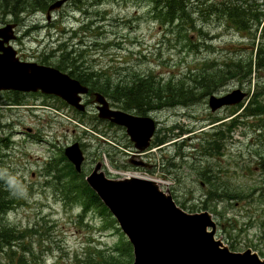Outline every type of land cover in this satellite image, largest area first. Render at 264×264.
<instances>
[{
    "label": "rangeland",
    "instance_id": "1",
    "mask_svg": "<svg viewBox=\"0 0 264 264\" xmlns=\"http://www.w3.org/2000/svg\"><path fill=\"white\" fill-rule=\"evenodd\" d=\"M79 5L77 9L75 2L66 3L49 18L39 9L21 12L16 29L20 40L15 43L20 56L55 65L62 48H74L78 62L87 72H96L101 81L121 83L151 75L163 87L169 80L183 82L197 97L150 115L158 120L157 142L149 151L150 162L156 166L146 168L128 162L131 150L119 145L127 140L130 143L125 131L101 127L92 104L78 117L64 108L55 111L59 105L56 100L0 93V138L10 130H35V138L15 134L13 146L0 148L7 155L0 159V167L18 182L14 190L7 189L17 201L2 221L17 231H32L26 233L24 241L32 246L26 252L28 260L33 254L42 264H71L76 256L84 257L97 249L109 253L127 241L112 216L96 208L81 213V203L70 198L74 189L70 175L84 180L98 161L109 178L125 174L160 182L187 212H209L217 224L216 238L230 250L249 248L264 258V113L252 107L244 110L254 104L264 109V93L254 97L264 85V74L252 71L248 78L225 76L218 86L210 82L208 93H204L206 87L193 81L202 72L223 70L231 60L248 58L253 54L251 44L261 40L259 30L252 40L253 32L246 35L218 21L197 19L195 28L185 32L159 19L151 0H85ZM7 22H12V16L0 14V26ZM82 25L78 38L72 41L70 31L75 36L74 30ZM251 30L255 32L254 27ZM238 88L248 94L241 107L210 111L207 102L211 94ZM12 98L19 99V104L11 102ZM97 135H105V141ZM75 141L85 156L82 172L66 173V182L45 176L47 162L60 160L63 149ZM4 258L0 254L1 262H6Z\"/></svg>",
    "mask_w": 264,
    "mask_h": 264
},
{
    "label": "water",
    "instance_id": "2",
    "mask_svg": "<svg viewBox=\"0 0 264 264\" xmlns=\"http://www.w3.org/2000/svg\"><path fill=\"white\" fill-rule=\"evenodd\" d=\"M65 1L53 2L48 10L59 8ZM15 25L8 23L0 27V91L40 90L83 110L79 94L87 92V88L78 80L54 67L19 61L16 51L8 44L14 37ZM245 96V92L235 89L223 96L211 95L208 104L211 111H216L239 103ZM95 97L100 104L98 116L124 126L135 148L145 150L155 131L154 120L113 110L103 95L95 93ZM64 153L80 171L84 156L79 144L67 146ZM100 168L98 162L86 181L129 238L132 264H264V259L251 249L233 252L216 239V223L209 212H186L151 179L139 176L111 179Z\"/></svg>",
    "mask_w": 264,
    "mask_h": 264
},
{
    "label": "trees",
    "instance_id": "3",
    "mask_svg": "<svg viewBox=\"0 0 264 264\" xmlns=\"http://www.w3.org/2000/svg\"><path fill=\"white\" fill-rule=\"evenodd\" d=\"M52 1L54 0H0V14L12 16V19L17 21L21 12L30 8L33 10H46ZM94 1L98 2L101 0ZM151 2L155 15L159 19L167 23H174L178 29L181 27V30L185 32H187L189 27L195 28L194 25H197V19L201 21H218V23L225 25L228 29L239 33L245 32L247 33L246 35H250L253 32L252 40H255L256 33L259 30L261 40L255 46L254 43L251 44V53L253 54L248 58L231 60L223 70L217 69L214 72H202L198 74L197 78L193 79L196 86L199 83L200 87H206L205 91H207L204 93L210 92V82H214L213 86H218L225 76L226 78H237L240 76L248 78L251 76L252 71H261L264 74V0H151ZM253 27L255 32L251 30ZM188 41L191 42L189 38ZM76 52L77 49L74 48L70 50H67V47L62 48L60 50L61 56L56 66L61 68V59L68 60L70 63L69 75L83 84H88L94 90L106 95H108V92L125 109L134 108L145 112L147 106L153 107L156 102H163L165 106L171 107L177 104H188L192 99L196 100L197 95L193 94V90L184 87L183 82L179 81L169 80L163 89L157 85L154 79H148L144 75L129 80L124 79L121 83L111 82L109 79L101 81L96 72H87L82 68V64L78 62ZM87 76L97 78L87 80ZM259 93H264V85L257 89L254 97L259 95ZM254 105L246 106L244 108L245 112L252 107L253 111L260 114L264 113V109L261 110ZM61 160L64 162H60ZM69 166L71 165L67 163L62 155L60 160L48 164L47 173L61 172L59 176L55 175L54 178L58 179V181L66 182L65 176L68 175L66 173L77 175L72 167L70 169L72 173L68 170H63V168ZM70 177V186L74 188L70 190V198L81 203L83 213L96 208L99 209L101 214L111 217L107 208L84 180L77 181L73 179L72 175ZM7 188L8 185L5 180L0 179V216L12 208L16 200V197L10 194ZM213 194L216 195V192H213ZM208 195L209 197L212 196V191ZM235 197L238 198L239 196L236 194ZM112 221L116 222L114 218H112ZM27 232L32 231H17L0 219V254H3L5 256L4 260H6V262H1L2 260H0V264H30L32 262L42 264V260L38 258L35 260L33 254H30L32 256L29 260L27 258L26 252L32 248L31 243L24 242ZM16 252L20 254L16 256ZM132 260L131 245L128 241H124L117 244L113 251L109 253L97 249L88 255L86 253L84 257L76 256L71 264H131Z\"/></svg>",
    "mask_w": 264,
    "mask_h": 264
},
{
    "label": "flooded vegetation",
    "instance_id": "4",
    "mask_svg": "<svg viewBox=\"0 0 264 264\" xmlns=\"http://www.w3.org/2000/svg\"><path fill=\"white\" fill-rule=\"evenodd\" d=\"M70 3V2H69ZM20 40V38L18 37V35L16 34V37L11 41V43H12V45L15 47V43L16 42H18ZM17 54H18V57L21 59V60H25L23 57H21L20 56V54H19V51L17 50ZM41 61H39L38 63H40ZM49 65H51V64H49ZM60 69H63V70H69L70 69V67L68 66V67H63V66H61V68ZM83 69L86 71L87 70V68H84L83 67ZM94 78H97V77H92V76H87L86 77V79L87 80H91V79H94ZM103 78V77H102ZM99 79H101V78H99ZM83 84V83H82ZM86 85V84H85ZM88 86V85H87ZM88 88H89V90H88V92L87 93H85V94H83L82 96H81V101H82V103L85 105V108H86V110L84 111V113H87L88 112V109H90L91 107H90V105L92 104L93 106H94V109L96 110V108H97V104L95 103V101H94V95H93V93L95 92L94 90H91L90 88H92V87H90V86H88ZM156 93H158V92H156ZM16 95H18V96H42V94H41V92H35V93H33V92H20V93H16ZM44 96V95H43ZM45 96H47V97H44V98H48V99H50L51 98V95H45ZM105 98L107 99V102L109 103V107H111V108H113V109H118V110H123V111H125V112H127V113H129V114H133V115H139V116H145V115H151V114H158V113H160L164 108H165V105H164V103L163 102H156L154 105H156V106H154V107H149V106H147L146 107V109H145V112H142V111H139V110H137V109H134V108H130V109H128V108H126V109H123V107H122V104L121 103H119V102H117V101H113L111 98H109L107 95L105 96ZM17 100V99H16ZM60 101V107L61 108H64L66 111H68V112H72V113H76L75 112V109L72 107V106H69V105H67L64 101H61V100H59ZM19 102H20V100L18 99V101H17V103H16V101H15V104H19ZM159 104H160V106H159ZM22 106V105H21ZM30 106H32V105H30ZM162 106V107H161ZM153 109V110H152ZM151 117H153V119L155 120V124H156V126H158V120L156 119V117L155 116H151ZM96 121H97V119H96ZM98 123H99V125L101 124V127H105L107 130L108 129H112V128H118V130H120V131H125V128L124 127H121V126H119V125H115V124H113V123H111V122H109V121H106V120H100V119H98ZM27 129V131L25 132L26 134H28V135H30V136H33V138H34V136H35V130H32V128H29V127H27L26 128ZM105 129V130H106ZM29 131V132H28ZM30 131H32L31 133H30ZM21 134H23L24 132H20ZM114 136H117V135H114ZM155 136H156V133H155ZM154 138V137H153ZM154 140H156L155 138H154ZM114 141H116L117 143H120L118 140H117V137H114ZM99 143V142H98ZM152 143V140H151V142H150V144ZM100 145H101V143H99ZM119 145H123L125 148H127V149H130L131 150V152H130V156H128L129 158H128V162H132L133 160L132 159H134V161H140V160H142L143 162H144V159H146L145 160V164H146V167H149V168H152V167H155L156 166V164H151V162H150V156L149 155H151L150 153H149V151L150 150H147V151H145L144 153H142V154H140V155H136V151H135V149H134V145L132 144V143H129V141L127 140L126 141V143L125 142H121V144H119ZM118 147V146H117ZM123 147V148H124ZM124 148V149H125ZM127 153V152H126ZM144 155V156H143ZM132 158V159H131ZM136 159V160H135Z\"/></svg>",
    "mask_w": 264,
    "mask_h": 264
},
{
    "label": "clouds",
    "instance_id": "5",
    "mask_svg": "<svg viewBox=\"0 0 264 264\" xmlns=\"http://www.w3.org/2000/svg\"><path fill=\"white\" fill-rule=\"evenodd\" d=\"M0 179H4L8 187L13 190L16 188V185L18 183L16 178L10 175L9 173H7L6 171L0 172Z\"/></svg>",
    "mask_w": 264,
    "mask_h": 264
},
{
    "label": "bare ground",
    "instance_id": "6",
    "mask_svg": "<svg viewBox=\"0 0 264 264\" xmlns=\"http://www.w3.org/2000/svg\"><path fill=\"white\" fill-rule=\"evenodd\" d=\"M21 21V17H18V19H17V22H20ZM60 56H61V53H60V55H59V57L58 58H60ZM47 58V57H46ZM62 61H61V66H63V67H68L69 66V61L68 60H63V59H61ZM150 102V101H149ZM154 103V102H153ZM152 104V103H151ZM155 104V103H154ZM153 104V107L154 106H156V105H154ZM161 104V103H160ZM160 104H159V106H160ZM148 105H150V104H148ZM162 107V106H161ZM145 109V108H144ZM153 110V109H152Z\"/></svg>",
    "mask_w": 264,
    "mask_h": 264
}]
</instances>
